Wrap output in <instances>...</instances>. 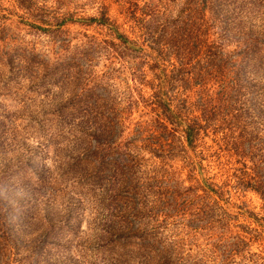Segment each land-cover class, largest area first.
Returning a JSON list of instances; mask_svg holds the SVG:
<instances>
[{"label": "rangeland", "instance_id": "374dc122", "mask_svg": "<svg viewBox=\"0 0 264 264\" xmlns=\"http://www.w3.org/2000/svg\"><path fill=\"white\" fill-rule=\"evenodd\" d=\"M32 1L0 0V264H264V111L248 92L264 84V0L201 8L200 36L221 55L215 78L191 63L177 71L174 39L162 40L160 65L173 74L163 91L180 121L154 102L158 68L130 10L145 0ZM195 1L197 15L205 0ZM167 2L168 18L186 3ZM102 9L105 23L73 20ZM62 13L72 20L58 24ZM86 89L101 112L74 111ZM226 105L245 115L242 140ZM107 119L120 167L93 177L98 162L72 155ZM186 123L197 128L191 142ZM122 185L135 195L112 200ZM137 230L147 256L123 245Z\"/></svg>", "mask_w": 264, "mask_h": 264}, {"label": "trees", "instance_id": "16d2710c", "mask_svg": "<svg viewBox=\"0 0 264 264\" xmlns=\"http://www.w3.org/2000/svg\"><path fill=\"white\" fill-rule=\"evenodd\" d=\"M132 0H128V5ZM186 3L185 7L181 9L180 12L177 13L176 17H170L168 18V14H170V6L167 0H145L144 3L139 6V12L138 14L134 12L133 7H130L132 10V16L136 19V21L139 23L138 26L140 27L142 33H143V40L148 44L149 47L153 49V57L155 65H152V69L155 71L157 68V72L155 73L156 76V83H154V95H155V103L159 105L161 108L163 114L170 119L171 121L179 119V112L175 111L170 103L167 101L165 97V92L163 89L165 87H168L172 75L168 70L167 66H161V62L163 63V60L165 59V55L167 53L166 48L161 50L160 49V43L163 41H166V39H174L173 44L176 46L174 47L177 53V58L180 60V63L182 65L177 68V71L180 70L182 74L190 72L188 71V67L185 66L189 63L192 64V66H195L196 68H203L204 71L208 74H210L213 78L217 76V72L221 71L222 69L219 67H216L220 64L221 55L220 52L216 49L217 46L213 43H207L206 38H203V36H200L201 34V27L203 28V25L206 24L204 18L199 19L198 14L202 7L207 4L208 1H210V4L213 3V0H205L202 5L196 6V13L195 15L192 12V5H195L196 1L192 0H185ZM192 1V2H191ZM21 4L26 6L25 8H28L30 6H34V2L32 0H20ZM194 3V4H192ZM135 5V4H134ZM192 12V13H191ZM99 15H92L87 16L85 18H79L76 17L73 18V20H86V21H99L100 23L104 22L105 17V11L102 9V11H99ZM194 14V15H193ZM56 16V15H54ZM59 16V17H58ZM59 23H64L66 20L70 19L72 20V15L67 13H62L60 15L56 16ZM172 23V27L170 28L169 24ZM174 24V25H173ZM115 31H113L114 33ZM174 32V34H173ZM177 32V33H176ZM117 34V35H116ZM118 40L123 44V47L125 49L128 48V42L130 43V40L124 35L123 33L116 31L114 33ZM173 36V37H172ZM163 40V41H162ZM113 43V42H112ZM190 64V65H191ZM57 67V65H55ZM157 66V67H156ZM242 67V66H241ZM240 68V64H239ZM55 69V68H54ZM52 74V71L47 72V74L43 75L40 79H42L44 76L47 78ZM181 74V76H183ZM220 74V73H219ZM98 85V84H96ZM168 85V86H167ZM99 86V85H98ZM92 89H90L91 91ZM249 94L253 96V94L257 95L260 99L257 100V104L260 106V111H264V84L250 88L248 90ZM84 96L88 95V97L84 100L83 98L77 96L75 99H73L72 107H74L76 110L74 111H92L96 113L101 112L100 105H103L105 102L102 97H97L96 100L99 98L101 99L98 103L95 101H89V99L92 97L91 93L89 92V89H86L84 92ZM85 106V107H83ZM222 107V106H220ZM66 108V107H65ZM225 110L227 111V115H232V121L235 124V127L238 130V135L241 137L248 134L249 131H246L247 125L245 122H242V119L245 118L244 113L240 111V108L237 107L234 111V109L231 107L230 109L228 106H224ZM208 110V106L206 105L201 109V111L204 113L205 110ZM236 112V113H234ZM257 115V114H254ZM238 118V121L235 119ZM81 126V125H80ZM113 127V125L109 122V120H104L103 122H95L94 125L89 130H86V133L88 134V142L89 145L87 147H81L77 152L73 153L72 161H97L98 165L96 166V169L93 173V177L96 176L99 172L104 173L111 168L104 167L105 163L110 164V166L114 169L113 172H117L118 168L120 167L119 163L114 164L115 161H117V154L115 151H118L117 146L112 147V143L115 139L112 138L110 134V129ZM80 128V127H79ZM84 130V128H80ZM185 136L186 140L188 142H191L193 135L197 133V128L194 123H186L185 124ZM84 135V131L81 132ZM251 133V132H250ZM252 139V138H251ZM253 146L252 144H250ZM261 150V147L256 148ZM256 161V160H253ZM108 166V165H107ZM258 177H255L254 179L246 181V184L251 186L253 188V184L257 183L259 184L260 181L256 179ZM208 185H210V182H206ZM255 186V185H254ZM212 188V187H211ZM216 194L220 196L219 193H217L216 190H214ZM263 194L262 191H259ZM133 194V195H132ZM135 195V188L133 186L128 185H122L118 187L117 191H115L113 194H110V198L112 200L116 198H126L129 199L130 197ZM110 217L112 214L110 213ZM114 217V216H113ZM140 228V227H137ZM142 229V228H140ZM126 231L125 228L121 229L118 233L119 236H122ZM222 233H220V236ZM127 241H123V245H126L128 241L136 242L138 248L141 250V254L144 255L145 249L148 248L150 244V239L147 236L146 233L141 232L140 230H137V232L133 233V236L131 237V234H127ZM126 243V244H125ZM224 245V244H223ZM144 256H147L146 254ZM153 264H165L164 261H158L154 262ZM176 264H192L188 261H181L180 263Z\"/></svg>", "mask_w": 264, "mask_h": 264}]
</instances>
